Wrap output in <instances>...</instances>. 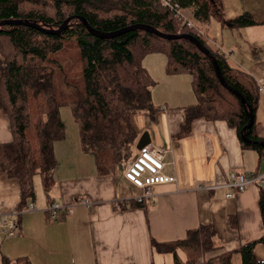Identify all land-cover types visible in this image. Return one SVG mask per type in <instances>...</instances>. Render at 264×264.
I'll use <instances>...</instances> for the list:
<instances>
[{
  "label": "trees",
  "instance_id": "1",
  "mask_svg": "<svg viewBox=\"0 0 264 264\" xmlns=\"http://www.w3.org/2000/svg\"><path fill=\"white\" fill-rule=\"evenodd\" d=\"M174 1L183 8L193 6V16L200 25L218 11L217 0ZM68 17L71 19L61 32L44 30L57 29ZM78 17L94 30L107 33L146 24L162 33L194 36L216 58L226 83L242 95L246 105L221 84L211 59L192 41L166 39L143 29L100 37ZM10 19L41 27L0 26V110L11 130V139L0 142V171L18 181L21 204L34 197L35 174L40 176L44 191L52 183L54 143L65 135L62 104L71 107L81 148L93 152L99 174L112 173L117 165L133 157V145L136 141L140 147V135L132 118L140 112L152 115L155 111L151 101L155 82L142 64L150 53L165 55L166 73L191 76L197 102L185 107L178 135L187 134L190 122L197 117L224 120L236 129L242 146L264 152V138L258 135L254 116L260 93L256 81L213 48L206 32H197L201 27L198 23L181 26L158 0H0V21ZM231 22L237 26L258 23L247 13ZM247 105L253 121L245 133L251 142L242 139V128L248 121ZM260 189L264 226V188ZM213 238L211 226H200L173 243L152 244L156 250L172 253L179 247L193 249L190 259H175V264H264L254 253L256 242L264 245V235L232 251H222ZM208 252L216 254L207 256ZM200 258L202 262L198 263ZM3 264L31 263L19 257L13 263L4 258Z\"/></svg>",
  "mask_w": 264,
  "mask_h": 264
},
{
  "label": "crops",
  "instance_id": "2",
  "mask_svg": "<svg viewBox=\"0 0 264 264\" xmlns=\"http://www.w3.org/2000/svg\"><path fill=\"white\" fill-rule=\"evenodd\" d=\"M217 5V14L201 25L196 21L208 35L209 44L223 46L229 63V57L243 59L244 65L236 67L256 83L264 79V0H217ZM243 13L258 23L232 24ZM154 54L162 53L147 54L142 64L156 79L151 89L155 111L152 115L137 113L132 121L140 135L139 146L159 148L162 173L176 180L153 185L151 201L135 204L144 190L126 179L125 166L101 175L94 156L81 149L78 138L64 136L54 143L53 199L38 200L36 196L21 204L18 181L0 171V215L18 221L12 235L0 228V264L4 258L13 263L19 257L31 264H156L158 257L172 252L156 250L153 241L173 243L200 226L213 228L214 243L222 251L235 250L264 235L260 187L252 183L238 192L229 185L233 172H263L264 152L242 146L236 129L224 120L197 117L187 134L178 135L185 107L197 102L191 76L166 73V57L162 73L158 72L151 64ZM254 116L258 135L264 138V92L259 93ZM10 139L8 118L0 110V142ZM34 187L39 196L40 189ZM34 200L36 210H26ZM52 202L72 211L66 214L62 208L58 219L51 221L46 208ZM254 253L264 261L262 243L256 242Z\"/></svg>",
  "mask_w": 264,
  "mask_h": 264
},
{
  "label": "built area",
  "instance_id": "3",
  "mask_svg": "<svg viewBox=\"0 0 264 264\" xmlns=\"http://www.w3.org/2000/svg\"><path fill=\"white\" fill-rule=\"evenodd\" d=\"M160 4L171 11L174 16L179 20L181 26L192 27L196 25V19L193 16L194 7L183 8L174 0H158ZM190 13H189V12ZM197 32L203 33V30L198 28ZM214 48L218 50L221 55H228L227 50L223 46H219L215 43ZM258 91L264 92V79H260L257 82ZM162 151L159 148L152 146L151 144L143 145L139 148V152L135 154L125 164L124 175L128 181L134 186L140 187L144 190L143 194L136 197V201L141 203L143 199L151 201L153 192L151 187L160 183H168L175 181V177L172 175H165L162 173ZM257 184L260 188H264V171L260 173H237L233 172L230 174L229 185L238 192H242L246 189L249 184ZM231 193H228L230 196ZM81 203L87 204V200H81ZM62 207L57 202H52L46 208V213L51 221L58 219V212ZM65 213L72 211V208H64ZM26 210H36L34 205L31 203L26 207ZM18 227V221L9 215H0V228L5 235H12Z\"/></svg>",
  "mask_w": 264,
  "mask_h": 264
},
{
  "label": "rangeland",
  "instance_id": "4",
  "mask_svg": "<svg viewBox=\"0 0 264 264\" xmlns=\"http://www.w3.org/2000/svg\"><path fill=\"white\" fill-rule=\"evenodd\" d=\"M201 29H202V27H201ZM210 34L215 36L216 38H218V36L212 34L211 32H210ZM242 39L245 40L246 38L243 37ZM244 47H247V43L246 42H244ZM154 55H157V56H155L156 58H152L151 64L155 68V70H157L158 72L162 73V71H163V60H164L165 55L164 54H154ZM148 57H154V56H148ZM234 60L229 57L230 64H232L234 66L237 65V66H240V67H242L244 65L243 59L241 61H239L238 59H234ZM165 66H166V62H165ZM151 70L155 74V70L152 69V68H151ZM147 72L151 76V78L153 79V76H152L153 74L151 75L148 70H147ZM153 81L156 82V79L155 80L153 79ZM60 116H61V119H62V121L64 123V129H65V135L64 136H66L69 139H74V137L75 138L77 137L79 142H80L78 124L76 123V121H75V119L73 117L71 107L69 105H67V104H62L61 107H60ZM74 135H77V136H74ZM137 145L138 144L135 141L134 145H133L135 147V149H134L135 153L133 154V156L139 152V148H138ZM90 153L93 155L92 151H90ZM121 165L125 166V163H121V164L117 165L114 170L118 171V169L121 167ZM33 180H34V185L35 186L37 185L38 188L40 189L39 190V196H38L37 195L38 191L36 190L37 188L34 187V192H35V196L34 197L37 196L38 200L47 199L49 197H50L49 199H53V195L55 194L54 193L55 188L52 187L53 182L50 184V186L48 187L47 191H44V188H43V186L40 183L41 182L40 176L38 174L34 175ZM32 204L34 206L35 205L38 206L35 200L33 201ZM152 246H153V244H152ZM193 252L194 251H193L192 248H178L175 251V253L169 254V255L164 256V257H158V260H157L156 264H175V259H176V261L184 262V261H186V260H188V259H190L192 257V255L194 254ZM213 254H216V253L208 252L206 255L207 256H211ZM201 259L202 258L199 259L198 263L202 262ZM234 260H235V262L237 261V259H234Z\"/></svg>",
  "mask_w": 264,
  "mask_h": 264
},
{
  "label": "water",
  "instance_id": "5",
  "mask_svg": "<svg viewBox=\"0 0 264 264\" xmlns=\"http://www.w3.org/2000/svg\"><path fill=\"white\" fill-rule=\"evenodd\" d=\"M78 18L86 25V27L93 34H95L97 36H100V37H112V36H114L116 34H119L120 32L133 30V29H143V30H147V31H150L152 33H155V34L159 35L160 37H163V38H166V39L186 38V39L192 41L201 52L206 54L211 59V62L213 64V67H214V70H215V73H216L219 81L221 82V84L226 89H228L229 91H231L232 93L237 95V97H239V99L241 100L243 105H246V101L242 97V95L240 93H238L235 89H233L232 87H230L226 83L225 79L223 78V76L221 74L220 68H219L218 63L216 61V58L194 36H192L190 34H185V33H181V34L162 33L159 30H157V29H155V28H153V27H151L149 25H146V24H132V25H129V26L125 27L124 29H121V30H118V31H115V32H111V33H107V32H101V31L94 30L93 28H91L88 25V23L86 22V20L84 18H82V17H78ZM70 19H71V17H68L67 19H65L64 22L57 29H46V28L45 29L43 28V29L46 30V31L52 32V33H59L65 28L66 23ZM7 24H10V25H26V26L28 25V26L35 27V28H41L40 25H38V24H36L34 22H29V21L21 20V19H10V20L0 21V26L7 25ZM247 116H248V121L245 124V126L242 128V139L244 141H246V142H251L253 140H251L247 136V134L245 133L246 128L249 127L251 125L252 121H253V115H252V111H251L250 105H247ZM262 144L264 145V142Z\"/></svg>",
  "mask_w": 264,
  "mask_h": 264
}]
</instances>
